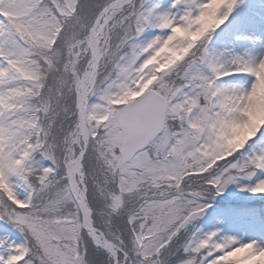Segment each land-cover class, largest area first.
Listing matches in <instances>:
<instances>
[{
	"label": "snow or ice",
	"instance_id": "1",
	"mask_svg": "<svg viewBox=\"0 0 264 264\" xmlns=\"http://www.w3.org/2000/svg\"><path fill=\"white\" fill-rule=\"evenodd\" d=\"M241 0H0V264H264L196 222L264 195V52Z\"/></svg>",
	"mask_w": 264,
	"mask_h": 264
},
{
	"label": "rangeland",
	"instance_id": "2",
	"mask_svg": "<svg viewBox=\"0 0 264 264\" xmlns=\"http://www.w3.org/2000/svg\"><path fill=\"white\" fill-rule=\"evenodd\" d=\"M212 45L228 55L264 52V0H241L238 11L213 36ZM261 175L264 173L257 174L258 177ZM254 182L255 179L242 180L230 185L225 191L233 197L225 192L216 197L206 215L196 222L197 226L205 231L219 229L223 235H235L241 239L264 237V211L256 203L230 199L244 195L264 202V195H253L242 191L239 186Z\"/></svg>",
	"mask_w": 264,
	"mask_h": 264
},
{
	"label": "trees",
	"instance_id": "3",
	"mask_svg": "<svg viewBox=\"0 0 264 264\" xmlns=\"http://www.w3.org/2000/svg\"><path fill=\"white\" fill-rule=\"evenodd\" d=\"M227 189H229V188H227ZM224 192L230 195V192L229 191H224ZM229 197H233V196L230 195ZM239 197L241 199L240 198L239 199L230 198V199H232V200H240V201L245 202L246 204H248V203H256L257 204V207L260 208V210H263L264 211V202L262 200H259V199L257 200V199H255L256 197H248V196H244V195H241ZM227 207H229V206H227ZM229 211H230V208H229Z\"/></svg>",
	"mask_w": 264,
	"mask_h": 264
}]
</instances>
